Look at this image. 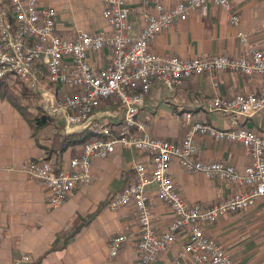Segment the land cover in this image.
<instances>
[{
    "label": "built area",
    "instance_id": "1",
    "mask_svg": "<svg viewBox=\"0 0 264 264\" xmlns=\"http://www.w3.org/2000/svg\"><path fill=\"white\" fill-rule=\"evenodd\" d=\"M149 12L147 1L142 9L128 6L125 0H104L103 16L108 28L97 33L80 31L74 38L57 32V9L40 0H8L0 7V81L7 77L26 84L40 96L44 109L64 124L68 133L89 129L93 136L81 151L60 168L50 159L25 163L21 170L44 183L52 208L63 206L70 192L93 182V160L107 159L117 146L134 149L151 158V166L139 162L134 166L135 180L116 193L109 202L117 211L132 206L138 212L140 236L138 264H157L159 257L175 244L178 237L186 243L177 264H236L225 247L206 234L203 224L215 223L230 212L245 211L264 198V135L239 125V118L252 117L264 110V88L258 93H238L231 97L216 96L213 108L229 116L230 127L219 129L202 121H189L186 134L179 142L153 137L142 120V108L155 84L168 87L182 85L190 77L209 74L214 86L219 72L264 76V51L249 40L243 30L237 36L245 53L238 57L212 55L185 59L164 56L151 49L157 35L178 20H186L194 11L209 4L227 12V19L239 27L241 17L231 0H188L166 7L156 0ZM141 13L144 26L132 35L131 16ZM109 50L108 65L96 67L91 54ZM116 98L122 117L116 123L97 119L102 102ZM191 115H187L190 119ZM198 136L215 141L239 143L250 153V163L238 168L222 161L205 162L196 158ZM173 160L189 173H201L208 179L227 181L240 190L231 197L212 204L190 203L177 190L169 175ZM155 183L159 198L173 211V220L160 234L156 216L150 207L147 187ZM127 236L110 240V255L117 256ZM24 254L14 264H30Z\"/></svg>",
    "mask_w": 264,
    "mask_h": 264
},
{
    "label": "crops",
    "instance_id": "2",
    "mask_svg": "<svg viewBox=\"0 0 264 264\" xmlns=\"http://www.w3.org/2000/svg\"><path fill=\"white\" fill-rule=\"evenodd\" d=\"M125 1L128 6L139 9L147 1L149 12L155 11L157 4L156 0ZM181 1L188 0H163V4L171 7ZM231 1L241 17L239 27L229 23L225 10L209 4L204 12L194 11L186 20L176 21L157 35L151 42V49L164 56L185 59L212 55L238 57L245 53L237 36L241 29L257 48L264 51V0ZM40 2L57 9V32L62 37L74 38L80 31L97 33L108 28L103 16L104 0ZM7 3L8 0H0V7ZM131 24L132 35H137L145 24L141 13L132 14ZM110 59L109 50L90 55L91 62L98 68L108 65ZM215 76L217 88L209 74L187 78L175 87L155 84L141 113L149 134L179 142L186 134L188 120L206 122L219 129L229 128V116L213 108V99L238 93H258L264 88V76L247 77L234 72H219ZM95 114L99 121L116 123L122 117V108L116 98L107 99ZM188 114L190 119H187ZM53 118L60 120L55 115ZM239 125L264 135V110L252 117L239 118ZM54 128L50 125L34 133L21 110L9 100L0 99V264H14L24 254L30 256V264H138V212L132 206L114 211L109 202L116 193L134 182L135 164L142 162L151 166V158L118 145L109 158L93 160V182L74 189L63 206L55 209L49 203L44 183L21 170L29 161L48 158L45 146L49 145ZM77 131L80 130L73 132ZM196 143V158L202 161H222L238 168L250 163L249 151L239 143L203 136H198ZM81 148V145L70 147L61 157L54 155L50 160L60 168H67L69 160ZM169 175L190 203L212 205L240 190L231 182L189 173L177 160L172 161ZM147 192L148 203L156 216V232L160 234L173 220V211L159 198L155 183L147 187ZM99 208L94 220L83 225L64 248L54 249L56 243L61 244L64 236L73 232L77 218H87ZM203 228L225 247L236 264H264V198L245 211L230 212L215 223L203 224ZM119 234H125L127 240L119 254L111 256L110 240ZM186 241V237L180 235L171 249L159 257L157 264H177Z\"/></svg>",
    "mask_w": 264,
    "mask_h": 264
},
{
    "label": "trees",
    "instance_id": "3",
    "mask_svg": "<svg viewBox=\"0 0 264 264\" xmlns=\"http://www.w3.org/2000/svg\"><path fill=\"white\" fill-rule=\"evenodd\" d=\"M11 78L7 77L5 79H2L0 81V99L1 100H9L12 104H14L19 110H24L28 108V104L23 105V100H29V96L35 95L30 88L22 83L21 81L15 79L16 81H19L21 84H23L24 90L22 93L18 92L16 89H13L9 85V81ZM17 93V94H16ZM21 95V96H19ZM26 117V115L24 114ZM27 118V117H26ZM28 122L32 125L34 128V132H39L43 127L50 126L56 122V120L53 118V116L47 114L46 112L37 113L34 115L33 118H27ZM93 136V133L89 129L80 130L73 133H65L62 131L57 132L55 134L50 142L49 145L45 147L47 152V159H51L52 156L56 155L58 157H61L63 153L70 147L84 144L87 140H89ZM101 208L96 210L94 213L90 214L87 218H77L74 223V230L71 234L64 236V242L61 244H57L54 246V249L64 248L69 239L73 237L83 225L91 223L94 218L97 216V214L100 212ZM59 243V242H58Z\"/></svg>",
    "mask_w": 264,
    "mask_h": 264
},
{
    "label": "rangeland",
    "instance_id": "4",
    "mask_svg": "<svg viewBox=\"0 0 264 264\" xmlns=\"http://www.w3.org/2000/svg\"><path fill=\"white\" fill-rule=\"evenodd\" d=\"M9 85L13 88V89H16L18 92L22 93V91L24 90L23 88V84H21L19 81H16L14 78H11V80L9 81ZM31 90V89H30ZM17 94V93H16ZM21 96V95H19ZM29 98L31 99H27V100H23L24 103H22L23 105H26L27 104L29 105L28 108L26 109H22L21 112L23 114L26 115V117L29 119V118H33L34 115H36L37 113H42V112H45V107H44V102H43V99L38 96V95H33V96H29ZM26 118V119H27ZM54 128L51 135H55L57 134V132L59 131H62V132H65V133H68L65 128H64V124L61 123V120H57L54 124ZM52 130V129H51ZM58 130V131H56ZM37 134V132H34ZM69 134V133H68ZM52 136V137H53ZM51 140V139H50ZM83 144H81V147H82ZM48 146V145H46ZM45 146V147H46Z\"/></svg>",
    "mask_w": 264,
    "mask_h": 264
}]
</instances>
